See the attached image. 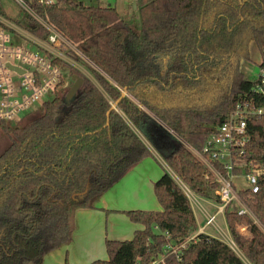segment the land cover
Segmentation results:
<instances>
[{
	"label": "trees",
	"instance_id": "16d2710c",
	"mask_svg": "<svg viewBox=\"0 0 264 264\" xmlns=\"http://www.w3.org/2000/svg\"><path fill=\"white\" fill-rule=\"evenodd\" d=\"M135 1L139 29L113 6L81 0L44 6L31 0L76 46L80 54L71 56L93 77L59 61L69 66L71 77L83 78L70 102L72 78L17 123L0 119L8 141L0 154V264H42L47 254L70 244L78 210L95 208L151 156L134 127L152 116L183 140L164 156L171 169L196 194L217 197L220 183L193 149L203 150L240 100L264 104V96L253 92L256 79L242 69L252 42L264 53V0ZM0 14L8 17L1 3ZM15 20L29 30L35 26L29 14ZM248 133L246 157L264 167V120L250 119ZM248 172L247 166L235 168V174ZM154 190L162 210L125 211L144 227L131 239L107 238L108 259L91 264H149L169 245L198 232L192 203L170 172ZM240 196L253 215L231 205L225 215L244 257L225 241L199 233L178 250L181 260L170 253L167 264H264V177L257 193L246 189ZM242 226L250 236L237 232Z\"/></svg>",
	"mask_w": 264,
	"mask_h": 264
},
{
	"label": "built area",
	"instance_id": "2783aa9c",
	"mask_svg": "<svg viewBox=\"0 0 264 264\" xmlns=\"http://www.w3.org/2000/svg\"><path fill=\"white\" fill-rule=\"evenodd\" d=\"M36 1L44 6L57 2V0ZM18 2L23 7V16L29 14L35 19V26L29 30L15 19L0 14V119L9 122L20 120L23 115L49 100L47 95H55L63 83H68L72 78L69 66H62L59 61L76 66L79 62L70 52L80 54L74 44L35 11L31 0H18ZM40 29L41 34L35 32H39ZM66 68L69 70L68 76L64 72ZM253 92L264 96V53L261 54L259 74ZM256 117L264 120V104H257L251 98L240 100L228 113L226 120L218 126L217 132L206 139L203 150L193 149L220 183L216 190L218 213H225L226 207L232 206L236 201L238 206L235 210L239 214L253 215L241 198L240 192L236 190L233 178L236 175V167L247 166L249 172L244 174L250 183L247 189L253 193H257L260 189L264 167L253 160L249 161L245 149L250 141L249 120ZM213 161L220 163L224 172ZM184 185L185 187L181 185L182 188L193 202L195 192L185 183ZM218 213L208 214L206 225L215 226ZM199 233L204 232L201 230ZM199 233L182 243L169 245L164 252L153 257L149 264H167L168 254L177 253L180 248H188L192 239ZM167 236L170 237L169 233ZM225 242L234 250L238 247L234 239ZM178 258L182 259L180 254Z\"/></svg>",
	"mask_w": 264,
	"mask_h": 264
},
{
	"label": "crops",
	"instance_id": "0c3cea01",
	"mask_svg": "<svg viewBox=\"0 0 264 264\" xmlns=\"http://www.w3.org/2000/svg\"><path fill=\"white\" fill-rule=\"evenodd\" d=\"M134 129L152 152L151 156L145 158L114 184L100 198L95 208L78 210L73 241L47 254L42 264H91L97 259H108L107 238L131 239L137 229L144 227L140 223L132 222L125 211L162 210L154 185L166 171L170 172L166 167L164 156L173 150L175 142L180 139L172 129L155 116ZM198 198L201 205L198 209L205 221L204 224L201 223L194 211L200 224H198V233L202 230L223 241L234 239L236 242L228 227L225 213H218L217 199L194 193V199ZM191 203L194 205L192 201ZM216 213H218L216 225H206L207 215ZM209 228H212L214 233L208 231ZM237 232L240 235L250 236L245 226L239 227Z\"/></svg>",
	"mask_w": 264,
	"mask_h": 264
},
{
	"label": "rangeland",
	"instance_id": "374dc122",
	"mask_svg": "<svg viewBox=\"0 0 264 264\" xmlns=\"http://www.w3.org/2000/svg\"><path fill=\"white\" fill-rule=\"evenodd\" d=\"M81 1H83L86 5H99V6H103V7L113 6L119 11V13L122 15V17L125 20L131 22L134 25V27H136L137 29L140 28L139 16H138L136 10L134 11V8H133V2H136L135 0H114V1H111V0H81ZM0 3H1V7H3L6 15L9 18L20 19L23 16V7L20 5L18 0H0ZM41 32L42 31L40 29L39 33L41 34ZM250 57H251L250 59L244 60L242 62V69H243L247 78L256 79L258 77V74H259V64L261 61V53L258 50V48L254 42H252L250 45ZM76 66L86 75L93 77L92 73L88 70V68L85 65L77 63ZM64 72H65L66 76H68L69 70L67 68L65 69ZM72 84H73V81H72ZM72 84L70 83L69 86L71 87ZM53 96H54L53 94H49L46 97L51 99V98H53ZM17 122H18V119L11 121V123H17ZM179 139L182 140L180 137H179ZM7 144H8V141L5 138V136L1 133V130H0V154L6 149ZM167 165H166V167L172 173L173 177L177 180V182L179 184H181L183 187H185L183 181L179 178V176L171 169V167L169 166L168 163H167ZM233 184L236 187V190L238 192L245 190V189L250 187V183L247 181L244 174H236L233 178ZM187 192H188V190H187ZM210 198L217 199L214 195L211 196ZM197 200L196 199L193 200V203L195 206L192 205V207H193V210L195 211V213L198 215L200 222L204 224L205 221H204L203 216L201 215V213L198 209V207H201L200 200H199V198ZM236 206H238V203L235 201L231 207H236ZM218 220L220 223L222 222L221 218H219ZM208 231H210L211 233H214L212 228H209ZM235 250L240 256L243 257L242 252L238 247H235ZM246 261L249 264L248 260H246Z\"/></svg>",
	"mask_w": 264,
	"mask_h": 264
},
{
	"label": "water",
	"instance_id": "95a60500",
	"mask_svg": "<svg viewBox=\"0 0 264 264\" xmlns=\"http://www.w3.org/2000/svg\"><path fill=\"white\" fill-rule=\"evenodd\" d=\"M137 6H138L137 2H134L133 3L134 9H137ZM16 69H19V68H16ZM72 81H73V84L70 87V89H69V91L67 93V96H66V100L68 102H70L75 97L77 91L79 90V88L81 87V85L83 83V78L81 76H79L78 74H74V75H72ZM125 95H127V90L126 89L123 91L122 97H124ZM118 103H119V101H116L113 104L112 108H116ZM87 190H88V188L86 189V192H87Z\"/></svg>",
	"mask_w": 264,
	"mask_h": 264
}]
</instances>
